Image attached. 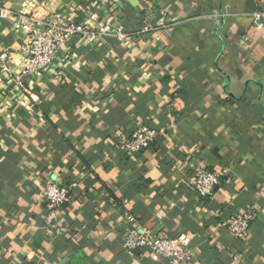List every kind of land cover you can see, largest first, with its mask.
Returning <instances> with one entry per match:
<instances>
[{"label":"crops","instance_id":"crops-1","mask_svg":"<svg viewBox=\"0 0 264 264\" xmlns=\"http://www.w3.org/2000/svg\"><path fill=\"white\" fill-rule=\"evenodd\" d=\"M0 1L125 34L74 37L57 73L0 82V264H168L126 251L128 215L185 237L190 264H264V0ZM24 37L0 19L15 67ZM141 127L160 135L127 154L121 138ZM196 167L220 172L211 195L193 189ZM49 179L77 183L53 230ZM248 209L241 240L224 222Z\"/></svg>","mask_w":264,"mask_h":264},{"label":"built area","instance_id":"built-area-1","mask_svg":"<svg viewBox=\"0 0 264 264\" xmlns=\"http://www.w3.org/2000/svg\"><path fill=\"white\" fill-rule=\"evenodd\" d=\"M93 9L107 7L112 0H90ZM257 29L264 26V10L252 14ZM0 19L10 20L16 31L25 32L24 42L18 48V64L15 67V55L8 49L0 51V82L5 79L23 87V81L30 77L40 81L50 72L58 70V55L64 43L74 37L97 40L108 34L125 36L122 27L114 30L110 24L98 25L93 20L79 22L69 16L59 15L58 19L41 17L36 12H22L0 1ZM5 77V78H4ZM156 129L141 127L131 135L122 137L120 147L130 155L149 148L159 137ZM221 182L219 171L196 167L192 179L193 189L201 196L211 195ZM77 183H61L49 179L44 186V198L48 215L46 225L52 230L58 225L61 209L70 201L72 189ZM256 213L253 209L242 210L224 222V225L239 239L247 240L251 223ZM129 225L123 232L124 245L128 253L146 250L164 259L168 264H190L194 251L185 237L160 235L147 226L140 225L132 215H128ZM235 258V257H234Z\"/></svg>","mask_w":264,"mask_h":264}]
</instances>
